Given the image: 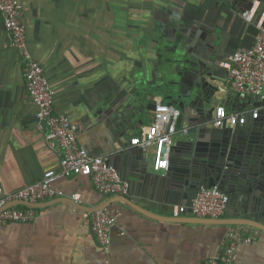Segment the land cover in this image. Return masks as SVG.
<instances>
[{"label":"crops","instance_id":"obj_1","mask_svg":"<svg viewBox=\"0 0 264 264\" xmlns=\"http://www.w3.org/2000/svg\"><path fill=\"white\" fill-rule=\"evenodd\" d=\"M20 1L27 47L43 67L55 110L77 125L78 143L89 154L103 155L117 168L129 191L102 194L82 175L58 179L61 198L77 194L80 207L57 201L35 207L33 222H0V264H201L237 224L156 216L172 217L170 205L181 204L170 200L167 172L189 160L183 151L189 127L179 119L172 144L178 150H171L167 170L154 171V148L141 151L129 139L149 123L151 105L168 102L173 90L185 92V100L201 108L209 127L216 128L211 110L224 105L246 113L243 133L250 128L264 134V98L233 92L218 65L234 49L253 43L255 27L240 11L256 1L260 11L264 0ZM22 69L0 15V187L5 190L40 179L45 169L58 167L60 158L38 126ZM252 108L259 110L255 119L247 113ZM218 139L205 138L203 147ZM258 186L264 188V177ZM114 196H126L152 214L123 200L109 203L104 208L120 210V216L110 245L103 248L81 206L94 207ZM231 206L229 201L221 218L234 214ZM238 226L256 239L242 245L236 264H264V231Z\"/></svg>","mask_w":264,"mask_h":264},{"label":"built area","instance_id":"obj_2","mask_svg":"<svg viewBox=\"0 0 264 264\" xmlns=\"http://www.w3.org/2000/svg\"><path fill=\"white\" fill-rule=\"evenodd\" d=\"M259 6L256 1L240 11V16L255 27L253 43L234 49L218 65L225 69L228 86L233 92L264 98V8L259 11ZM0 15L9 36L10 47L20 54L25 89L30 103L36 109L38 126L43 130L48 146L60 151L58 167L45 169L40 179L14 190L0 187V222H33L37 211L30 204L65 196L55 185L60 178L86 176L102 194L126 195L129 186L121 179L117 168L105 156L89 154L78 143L77 125L66 114L55 110L54 93L43 67L32 57L27 47L21 1L0 0ZM247 113L255 119L259 110L252 108ZM180 115V110L172 104L156 101L149 123L129 139V143L141 151L154 148L152 169L156 172L169 167L173 135L178 130ZM210 122L216 128L241 126L246 123V113L229 111L224 105H217L212 110ZM183 131L187 132L186 129ZM69 199L80 202L77 194L70 195ZM228 202V195L217 185L201 186L190 204H171L169 212L172 217L189 214L198 218L218 219L226 214ZM82 216L88 221L89 230L97 243L108 248L110 231L118 222L120 210L109 212L102 208L93 212L82 211ZM255 239V233L237 225L225 233L217 250L201 264H236L242 245L252 243Z\"/></svg>","mask_w":264,"mask_h":264},{"label":"water","instance_id":"obj_3","mask_svg":"<svg viewBox=\"0 0 264 264\" xmlns=\"http://www.w3.org/2000/svg\"><path fill=\"white\" fill-rule=\"evenodd\" d=\"M185 95L186 93L183 91L176 93L174 90L168 95L172 101L167 103L180 110L183 126L187 125L190 129L187 132L189 138L183 143V151L188 155L189 160L173 168L175 170L173 173L172 170L167 172V176L172 178L168 192L170 200L176 203L190 204L199 187L217 185L228 195L229 201L232 203L230 208L234 214L220 219L156 216L174 222L247 225L264 231V188L261 189L258 186L264 177V134H262V130L254 132L252 128V130L247 128V132L243 133L242 129L244 128L241 126L209 127L207 126L208 117L203 115L198 105H193V102L185 100ZM155 102L151 105L152 109ZM239 130L241 132H238ZM225 131L228 133L227 137H221V133ZM232 135L233 137H231ZM210 137L220 140H214L207 147H203L204 139ZM172 149L178 150L177 145H173ZM116 200H123L139 211L152 214L126 196H114L100 205L81 206V208L93 212ZM57 201H69L80 207L79 203L66 198L30 205L40 207Z\"/></svg>","mask_w":264,"mask_h":264},{"label":"rangeland","instance_id":"obj_4","mask_svg":"<svg viewBox=\"0 0 264 264\" xmlns=\"http://www.w3.org/2000/svg\"><path fill=\"white\" fill-rule=\"evenodd\" d=\"M169 101H172V100H169Z\"/></svg>","mask_w":264,"mask_h":264}]
</instances>
